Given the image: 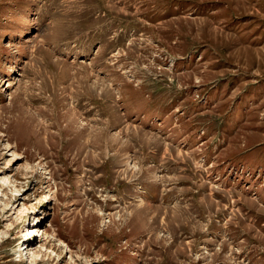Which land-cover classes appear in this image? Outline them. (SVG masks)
<instances>
[{"label":"rangeland","instance_id":"obj_1","mask_svg":"<svg viewBox=\"0 0 264 264\" xmlns=\"http://www.w3.org/2000/svg\"><path fill=\"white\" fill-rule=\"evenodd\" d=\"M0 264H264V0H0Z\"/></svg>","mask_w":264,"mask_h":264},{"label":"bare ground","instance_id":"obj_2","mask_svg":"<svg viewBox=\"0 0 264 264\" xmlns=\"http://www.w3.org/2000/svg\"><path fill=\"white\" fill-rule=\"evenodd\" d=\"M16 154H14V153H12V162H11V164L12 165H14L15 163H17V160H18V158H16ZM1 182L3 183V185L4 184H6V183H8V184H10V181H9V178H4V179H2L1 180ZM47 194V193H46ZM44 199L46 198V202L48 201L49 202V200H50V197H49V195L47 194V195H44V197H43ZM35 201H36V199H35ZM33 202V201H32ZM32 202L31 201H28V202H24V201H22L21 203H20V207H19V209L17 210V215L18 216H27L28 215V212H30L31 211V209L33 208V205H32ZM35 206V205H34ZM36 229V228H35ZM32 231H35V230H32ZM30 234V233H32L31 232V230L29 231V229L26 231V234ZM31 237H32V234H31ZM26 240H28L27 238H25ZM42 248H44V247H42ZM47 249H45V251H46ZM47 253V252H46ZM51 253H54V251L53 250H51ZM24 254V256H28L27 254H32V252H30V251H28L27 253L25 252V253H23ZM22 255V254H21ZM20 258H21V256H20ZM24 260V259H23ZM26 260V259H25ZM27 260H28V257H27ZM20 262H21V260H19Z\"/></svg>","mask_w":264,"mask_h":264}]
</instances>
